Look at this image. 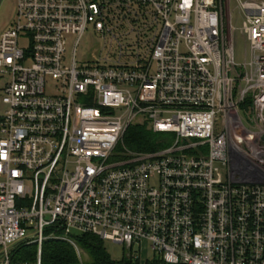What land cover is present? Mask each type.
Wrapping results in <instances>:
<instances>
[{
  "label": "built area",
  "instance_id": "built-area-1",
  "mask_svg": "<svg viewBox=\"0 0 264 264\" xmlns=\"http://www.w3.org/2000/svg\"><path fill=\"white\" fill-rule=\"evenodd\" d=\"M234 1L16 0L0 38V264L31 245L41 264L74 231L147 243L163 264H264V0ZM90 28L104 43L80 64ZM145 123L163 147L123 148Z\"/></svg>",
  "mask_w": 264,
  "mask_h": 264
},
{
  "label": "trees",
  "instance_id": "trees-1",
  "mask_svg": "<svg viewBox=\"0 0 264 264\" xmlns=\"http://www.w3.org/2000/svg\"><path fill=\"white\" fill-rule=\"evenodd\" d=\"M251 103V98H248L241 108L248 111ZM162 138V135L154 134L146 123L135 124L128 130L124 145L128 150L134 152H153L163 147L160 143ZM72 239L76 248L63 240L44 242L41 264H134V259L130 258L124 259L122 262H112L104 247V240L97 236L75 235ZM14 256V260L21 264H36L37 246H20Z\"/></svg>",
  "mask_w": 264,
  "mask_h": 264
},
{
  "label": "rangeland",
  "instance_id": "rangeland-1",
  "mask_svg": "<svg viewBox=\"0 0 264 264\" xmlns=\"http://www.w3.org/2000/svg\"><path fill=\"white\" fill-rule=\"evenodd\" d=\"M237 3L232 0V8H236ZM18 14V9L16 7V0H3L0 5V38L3 33L6 32L7 29L13 27L15 24ZM232 24L234 29L237 33L236 38V63L238 65L245 64L246 59V52L249 49L246 45L245 39L243 38L242 34L240 33V29L243 25L244 19L239 15V10L235 9L232 15ZM1 40V39H0ZM78 41V37L76 36H69L66 45V55H65V64H70L73 59V51L75 49L76 43ZM103 40L99 34L93 32L92 28H90L87 33L84 35V38L81 41V44L77 50L78 56L77 61L78 63L82 64L84 62H91L93 57L98 55L99 48L102 47ZM124 45H126V41H122ZM51 87V85H49ZM241 109L242 115L247 117L250 113ZM126 137V136H125ZM125 140V138H124ZM163 140L160 139V142ZM125 143V141H124ZM123 148L127 149L126 146L123 144ZM121 146V148H122ZM167 148L170 147V144L166 146ZM128 150V149H127ZM75 235H79L75 231L73 232ZM142 246V247H141ZM141 246H135L132 251H130L127 247L114 244L109 241H104V247L107 253L110 256L112 262H122L124 259H129L130 254L136 251L134 264H163L162 260H160L159 256L155 254L152 247L149 246L147 243H143ZM133 259V258H132Z\"/></svg>",
  "mask_w": 264,
  "mask_h": 264
},
{
  "label": "water",
  "instance_id": "water-1",
  "mask_svg": "<svg viewBox=\"0 0 264 264\" xmlns=\"http://www.w3.org/2000/svg\"><path fill=\"white\" fill-rule=\"evenodd\" d=\"M2 1H3V0H0V5H1Z\"/></svg>",
  "mask_w": 264,
  "mask_h": 264
}]
</instances>
